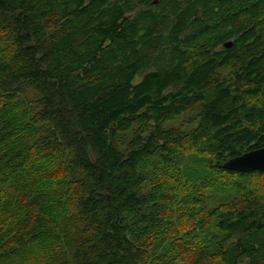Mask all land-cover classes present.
<instances>
[{
	"label": "trees",
	"instance_id": "obj_1",
	"mask_svg": "<svg viewBox=\"0 0 264 264\" xmlns=\"http://www.w3.org/2000/svg\"><path fill=\"white\" fill-rule=\"evenodd\" d=\"M27 88L39 96L35 120L45 123L34 155L9 146L11 104ZM195 105L190 140L237 193L225 194L205 229L185 232L204 235L192 262L264 264V180L260 191L245 189L264 172L222 167L264 148V0H0V227L19 211L30 218L15 224L0 264H21L9 262L14 251L41 249L47 238L56 264H145L148 236L170 223L165 187L158 180L146 189L142 169L167 173L180 139L163 125ZM136 125L147 135L120 151L119 136ZM59 159L68 190L59 189L77 222L64 239L41 226L46 195L16 190L25 177L41 181ZM11 191L16 200L6 197Z\"/></svg>",
	"mask_w": 264,
	"mask_h": 264
},
{
	"label": "rangeland",
	"instance_id": "obj_2",
	"mask_svg": "<svg viewBox=\"0 0 264 264\" xmlns=\"http://www.w3.org/2000/svg\"><path fill=\"white\" fill-rule=\"evenodd\" d=\"M5 42L12 47L11 38H4ZM221 73L224 74L222 71ZM138 81V80H136ZM38 93L32 88H27L21 93L18 98L11 104L10 115L15 124L16 134L9 146H18L24 151H29L31 155L37 154V149L34 146L39 134L43 133L45 128L44 122L35 120L36 114L39 112ZM200 109L198 105L185 111L183 114L171 119L163 125L165 130L175 131L178 135H174L180 139V148L176 155L172 157L166 168L167 173L160 177L161 169L159 165L146 164L142 170L149 173V181H145L146 189L152 187L153 182L160 181L165 188L161 195L162 205L164 208L165 220L169 221V226L163 225L155 232L148 236L146 243V251H150V256L147 257L145 264H199L192 262L195 256L199 255L200 242H204L203 233H197L190 236L185 235L189 230L196 229L203 225V229L211 222L210 215L213 209L222 208L225 205V194L235 196L237 192L229 191L231 189L227 176L210 167L212 156L207 152H200L193 142L192 138L198 124ZM146 136L147 131H143L140 125L133 126L129 131L122 133L119 136V150L124 151L128 144L133 141L138 135ZM42 156V151H41ZM37 155L31 157L32 163H35ZM64 159H59L55 164H49V169L46 167V176H43L40 183L36 186L39 175L33 176L32 179L25 177L17 185L16 190L23 188L35 187L39 194L44 193L46 199L41 209H45L43 214L42 225L46 228V233L49 237L58 236L63 238L71 235L76 230V224L73 211V201L71 198L65 197L61 190H68L67 187L60 185L62 180ZM154 170V171H153ZM158 171V174H154ZM30 176L32 173H29ZM159 177V179H158ZM258 179V180H257ZM251 179L246 186V191L251 188L260 191L263 178ZM29 186V187H27ZM232 186V185H231ZM60 187V189H59ZM14 191L8 192L6 197L13 198ZM16 200V199H15ZM17 201L11 206H16ZM7 206V205H6ZM42 212L43 210H37ZM18 216L13 219L12 215L5 214L8 217L4 222L2 220L1 229L6 228L10 224L8 238L0 240V249L11 245V235L14 232L15 224L25 223L30 221L29 215L19 211ZM35 215V211L34 214ZM3 217V218H4ZM201 228V229H202ZM0 229V230H1ZM186 232V233H185ZM10 235V237H9ZM9 240V241H8ZM51 240L41 239V249L28 250V253L23 254L18 250L14 251L9 262H20L21 264H56V260H49V250ZM46 248V249H45ZM66 249L61 251L66 252ZM159 258V259H156ZM163 258V263L159 260Z\"/></svg>",
	"mask_w": 264,
	"mask_h": 264
},
{
	"label": "water",
	"instance_id": "obj_3",
	"mask_svg": "<svg viewBox=\"0 0 264 264\" xmlns=\"http://www.w3.org/2000/svg\"><path fill=\"white\" fill-rule=\"evenodd\" d=\"M230 46L231 43L224 44L225 48ZM222 167L227 171L240 173L264 172V148L251 150L235 158L228 159Z\"/></svg>",
	"mask_w": 264,
	"mask_h": 264
},
{
	"label": "bare ground",
	"instance_id": "obj_4",
	"mask_svg": "<svg viewBox=\"0 0 264 264\" xmlns=\"http://www.w3.org/2000/svg\"><path fill=\"white\" fill-rule=\"evenodd\" d=\"M111 5V4H110ZM121 9H122V7H121ZM5 29V28H4Z\"/></svg>",
	"mask_w": 264,
	"mask_h": 264
}]
</instances>
